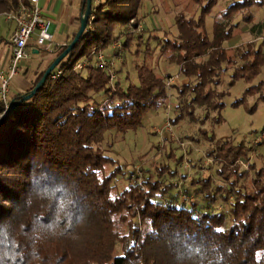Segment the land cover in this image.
<instances>
[{
  "label": "trees",
  "instance_id": "16d2710c",
  "mask_svg": "<svg viewBox=\"0 0 264 264\" xmlns=\"http://www.w3.org/2000/svg\"><path fill=\"white\" fill-rule=\"evenodd\" d=\"M204 1L196 19L175 16L178 43L160 50H170L168 58L181 64L183 75L201 79L194 87L224 59L219 41L229 34L215 21L214 36L208 39L204 17L217 0ZM139 2L102 0L90 7L70 57H90L114 39L115 26L135 27ZM20 4L27 0H0V12ZM253 4L259 1L232 2L221 16ZM83 10L81 0L79 15ZM124 35L126 46L132 33ZM67 43L54 47V57ZM205 53L206 60L192 61ZM262 63L264 55L257 48L232 73L233 79L249 80ZM73 64H59L57 78L46 76L33 95L4 116L8 101L27 94L44 69L28 89L10 95L6 104L0 100V264H264V183L258 178L254 190L237 191L225 214L197 210L194 203L176 206L154 200L157 182L150 176L140 180L141 186L128 178L122 189H115L118 165L107 172L112 160L97 144L105 131L134 129L147 110L162 104L167 97L163 79L147 65H135L137 84L121 89L114 83L110 88L104 69L87 65L75 71ZM99 92L107 97L101 103L91 97ZM246 150L227 147L224 157L231 164L232 156ZM207 187L208 180L196 191Z\"/></svg>",
  "mask_w": 264,
  "mask_h": 264
},
{
  "label": "rangeland",
  "instance_id": "374dc122",
  "mask_svg": "<svg viewBox=\"0 0 264 264\" xmlns=\"http://www.w3.org/2000/svg\"><path fill=\"white\" fill-rule=\"evenodd\" d=\"M235 1L238 0H217L204 17L208 39L214 36L215 21L229 34L219 41L224 59L214 65L212 73L198 87L194 86L200 78L183 75L181 64L168 58L170 50L166 48L165 53L160 50L164 44L178 43L175 16L196 19L204 0L198 3L140 0L135 27L131 23L122 29L115 26L114 39L92 51L107 60L104 70L112 76L110 88L114 83L121 89L137 84L135 65L144 64L163 79L167 94L162 104L146 111L139 126L124 132L105 131L97 144L112 160L106 171L118 165L112 179L117 191L126 185L128 178L141 186L140 180L150 176L157 182L154 200L176 206L194 203L197 210L225 214L237 191L254 190L256 178L264 183V63L249 80L232 77L241 64L252 59L253 50L259 48L264 55V0H257L259 4L223 18L221 11ZM77 3V0H66L65 4V0H61L54 11L59 20L51 40L41 45L37 53H31L24 67L19 65L18 73L8 83V97L20 92L22 83L30 80L32 83L34 75L45 69L53 58L55 44L71 41L77 30L72 31L73 34L69 31ZM94 6L91 0V7ZM243 14L248 16L247 20L242 18ZM6 29L7 24L0 19V59L7 49ZM125 32L132 33L126 46ZM206 54L192 61L202 62ZM82 59L76 58L75 53L72 57L67 53L56 66ZM196 94L205 95L206 99L193 100ZM91 97L99 103L107 99L101 92L91 93ZM236 100H240L239 103L232 105ZM205 101L212 105L208 106ZM218 102L223 105L214 108ZM227 147L233 152L245 147L246 154L232 156L230 164L225 158ZM256 170L261 173L254 175ZM207 180L208 192L205 188L196 191Z\"/></svg>",
  "mask_w": 264,
  "mask_h": 264
},
{
  "label": "built area",
  "instance_id": "2783aa9c",
  "mask_svg": "<svg viewBox=\"0 0 264 264\" xmlns=\"http://www.w3.org/2000/svg\"><path fill=\"white\" fill-rule=\"evenodd\" d=\"M0 19L13 25L8 38L9 56L5 66L0 68V100L6 104L8 83L18 73L20 63L29 58L30 51L27 49L29 40L33 38L36 47H40L51 40V32L50 22L42 16L38 0H27V4H20L15 10L0 12ZM106 61L101 54L91 52L90 57H83L82 60L74 63L72 68L75 71H81L89 65L104 69ZM60 73V69L54 66L47 77L53 80ZM111 78L112 76L109 75V80Z\"/></svg>",
  "mask_w": 264,
  "mask_h": 264
},
{
  "label": "crops",
  "instance_id": "0c3cea01",
  "mask_svg": "<svg viewBox=\"0 0 264 264\" xmlns=\"http://www.w3.org/2000/svg\"><path fill=\"white\" fill-rule=\"evenodd\" d=\"M101 1L102 0H94V3L97 4V3L101 2ZM77 2H78L77 5H76L77 8H75V5H74L73 12H72V15H73L72 17L74 19V21H73L74 23L72 22L73 24H71L70 27H69V29H70L69 31L72 34L75 31V29L78 27V17H79V10H80L81 0H77ZM60 3H61V0H38V6L40 8L42 16L44 17V19H46V20H48L50 22L51 38H52V32L55 30V28L57 26V22L59 20L58 19V15L55 14L54 11H55V9H57V7L59 6ZM65 4H66V0H65ZM3 23L7 24V29H6L7 30V40H6L7 49H6V52L3 55L2 59H0V66L4 65L7 62V59H8V56H9V42H8V38H9V35H10L12 29H13V25L11 23H6L4 21H3ZM65 43H67V41L63 40L59 44H55V46L63 45ZM27 49L30 51V54L31 53H37L40 50L39 47H36V45L34 44V39L33 38H31L29 40V42L27 44ZM53 58H54V55H53ZM52 59L50 58V60H52ZM24 62L25 61H22L20 63V66L24 67ZM34 78H35V75H34ZM30 86H31V80L29 82L22 83L21 86H20L21 87V89H20L21 91L20 92L25 91ZM20 92H17V93H20ZM17 93H12L11 95L17 94Z\"/></svg>",
  "mask_w": 264,
  "mask_h": 264
},
{
  "label": "water",
  "instance_id": "95a60500",
  "mask_svg": "<svg viewBox=\"0 0 264 264\" xmlns=\"http://www.w3.org/2000/svg\"><path fill=\"white\" fill-rule=\"evenodd\" d=\"M91 7V0H84V10L83 12L79 15L78 19V27L73 35L71 41L66 45V47L60 52L57 56H55L50 63L45 67L41 77L39 80L35 83V85L29 90V92L23 96H21L18 100H9L8 103L6 104L5 110L2 113L1 116H4L9 110L13 109L16 107L21 101H24L28 99L31 95H33L36 90H38L43 82L45 81L46 76L48 75L49 71L58 64V62L69 52V50L73 47L79 36L82 34V32L85 29L87 18L89 15Z\"/></svg>",
  "mask_w": 264,
  "mask_h": 264
}]
</instances>
